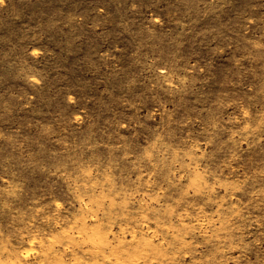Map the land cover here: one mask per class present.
Instances as JSON below:
<instances>
[{"label": "rangeland", "instance_id": "1", "mask_svg": "<svg viewBox=\"0 0 264 264\" xmlns=\"http://www.w3.org/2000/svg\"><path fill=\"white\" fill-rule=\"evenodd\" d=\"M0 264H264V0H0Z\"/></svg>", "mask_w": 264, "mask_h": 264}]
</instances>
